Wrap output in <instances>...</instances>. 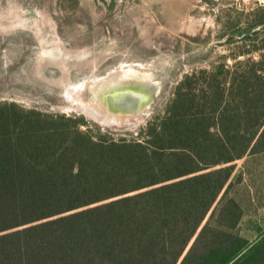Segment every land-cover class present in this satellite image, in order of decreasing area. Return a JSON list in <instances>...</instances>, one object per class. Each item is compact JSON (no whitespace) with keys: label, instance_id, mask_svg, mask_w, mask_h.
<instances>
[{"label":"trees","instance_id":"trees-1","mask_svg":"<svg viewBox=\"0 0 264 264\" xmlns=\"http://www.w3.org/2000/svg\"><path fill=\"white\" fill-rule=\"evenodd\" d=\"M262 153L264 53L185 73L135 135L0 101V264H227L246 247L230 264H264V235L238 230Z\"/></svg>","mask_w":264,"mask_h":264},{"label":"rangeland","instance_id":"rangeland-1","mask_svg":"<svg viewBox=\"0 0 264 264\" xmlns=\"http://www.w3.org/2000/svg\"><path fill=\"white\" fill-rule=\"evenodd\" d=\"M263 9L264 0H0V101L82 115L115 137L135 135L162 112L185 73L259 59L264 26L251 23ZM243 32L254 37L227 36ZM121 66L150 71L161 83L138 121L110 126L66 107V93L91 96L89 88L78 95L77 83L89 87L93 77ZM244 161L233 162L235 175ZM244 171L251 199L238 230L252 241L264 231V153L248 158Z\"/></svg>","mask_w":264,"mask_h":264},{"label":"water","instance_id":"water-1","mask_svg":"<svg viewBox=\"0 0 264 264\" xmlns=\"http://www.w3.org/2000/svg\"><path fill=\"white\" fill-rule=\"evenodd\" d=\"M260 26L263 27L264 24ZM247 33H231L227 36L243 37ZM85 82L83 81L79 84L78 91L76 90L78 95L86 88L91 89V96L82 99L92 109L99 112L104 117L105 124H109L110 126H121L127 122L130 123V121H138L140 116L148 113L154 98L161 90V83L152 72L122 66L103 76L93 77L90 80L91 86L89 87L84 84ZM91 120L98 123L93 118ZM263 235L264 231L252 243ZM247 249L248 247L227 264L232 263L233 260L238 258Z\"/></svg>","mask_w":264,"mask_h":264},{"label":"bare ground","instance_id":"bare-ground-1","mask_svg":"<svg viewBox=\"0 0 264 264\" xmlns=\"http://www.w3.org/2000/svg\"><path fill=\"white\" fill-rule=\"evenodd\" d=\"M80 84V83H79ZM77 83L76 86H79ZM67 94V105L66 107H71L72 109L75 108L82 112L83 114L87 115L91 119L100 122V123H106L104 117L97 112L96 110L92 109L86 102L81 100L79 97H77L76 93H66Z\"/></svg>","mask_w":264,"mask_h":264},{"label":"flooded vegetation","instance_id":"flooded-vegetation-1","mask_svg":"<svg viewBox=\"0 0 264 264\" xmlns=\"http://www.w3.org/2000/svg\"><path fill=\"white\" fill-rule=\"evenodd\" d=\"M32 13V12H30ZM28 13H24L23 15H21L22 18H25L27 16Z\"/></svg>","mask_w":264,"mask_h":264}]
</instances>
